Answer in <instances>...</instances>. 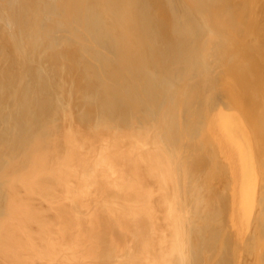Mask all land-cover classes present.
Listing matches in <instances>:
<instances>
[{
	"label": "bare ground",
	"instance_id": "1",
	"mask_svg": "<svg viewBox=\"0 0 264 264\" xmlns=\"http://www.w3.org/2000/svg\"><path fill=\"white\" fill-rule=\"evenodd\" d=\"M234 1L0 0L11 41L0 60V264H184V240L219 232L205 214L203 229L187 220L204 205L210 220L230 213L236 243H255L252 263L218 241L230 259L264 264V178L246 139L232 140L230 211L228 185L211 188L217 157L229 168L222 105L254 103L261 87L242 67L229 80V24L245 10ZM192 184L200 192L182 194Z\"/></svg>",
	"mask_w": 264,
	"mask_h": 264
},
{
	"label": "rangeland",
	"instance_id": "2",
	"mask_svg": "<svg viewBox=\"0 0 264 264\" xmlns=\"http://www.w3.org/2000/svg\"><path fill=\"white\" fill-rule=\"evenodd\" d=\"M229 1H230V3H231V1L233 2V0H229ZM239 1L242 3V5L245 8L244 13L239 14V16H238L234 12L235 11L234 8L233 7H229V15L234 13V14H236L238 16V18H240L238 23L235 22V21H232L229 24V37H228L229 38V80H230V78H233V76H235L237 74V73L234 74L235 71L232 72V70H236L237 68L240 69V67H242L244 71L241 72V73L248 72V75L245 76L247 78V81H249V83H251V84L252 83L255 84L256 82H261V87L257 90L258 91L257 93H259V95L256 97V100L254 101V103H252L251 101H247L246 105H242V104L239 105V104L235 103L234 99L236 97L232 96V95H229V102L224 103V104H227L229 106V108H226V107H224L221 104L222 108H223V112H225V114L227 115V118L229 117V134L231 135V139L229 140V168L227 166H225L224 161H223V166L221 168L219 166V163L222 165V161L217 157V161H215V170L213 171V172L217 173V175H216V178H215V184H213V186L211 185V188H214V185H216V187H221V185L223 183H226L228 185V187H229V211H230V209L233 208V204H234V201H235V199H234V187H237V183H238L239 177H240V163H239V159H238L236 150L234 148V145L232 144V140L246 139L245 146L252 150L253 157H254V159L257 162V165L255 164L257 175L259 174V178H260V176L263 175V178H264V157H263V154H264V134L261 132V129H260L261 128V123H264V0H262V1H260V0H236V1H234V3H240ZM259 2H261V3H259ZM241 3H240V5H241ZM248 8H249V10L246 11ZM257 20H258V22H257L258 24L256 23ZM1 25H2V22L0 23V30H1L0 31L1 32L0 33L1 34V36H0V38H1L0 39V60L2 59V57L4 56L5 53L6 54H5V57H3V59L6 58L7 52H9L8 49H11V47H10L11 41H10V39H7V37H8L7 31L4 32L3 29H1V27H2ZM249 44L252 46L251 48H249ZM2 51H5V52L3 53ZM245 51L247 52V54L249 56L243 54V52H245ZM1 55H2V57H1ZM7 58H6L7 60H10L9 58H11V55L9 57H7ZM6 59L1 60V61H3V63H4ZM7 60H6V62H8ZM1 61H0V65L2 64ZM4 65L5 64H2L0 66V68H2V66H4ZM249 69H251V70H249ZM49 80L53 81V83H55L54 78H50ZM230 93H233V92H230ZM70 100L72 102L71 98H70ZM216 101H218V100H216ZM215 111H216V108L213 110L212 114ZM61 114L63 115V112H60L58 114L59 118H63V116ZM251 115L254 118L253 120L248 118ZM230 121H232L233 123H231ZM247 140L249 142H247ZM177 141H178V139H177ZM180 142L181 141L179 140V142L177 144H180ZM173 150L175 151V148L171 149V151H173ZM175 168H178V167H175ZM180 168L183 169V166L181 165ZM175 170L178 171V169H175ZM175 173H176V171H175ZM193 173H195V172H193ZM193 177H192V180H191V177H188V175H185V178L184 177H180L181 178L180 180H182V181H180V180H177V181H180V183L181 182H185L186 183V180H187L188 183H194V181L196 183V178L195 177L193 178ZM197 179L199 181H201V178L200 179L197 178ZM190 186L186 185L183 188L181 187L182 194H187L186 192H189V191H191L189 193V194H191L192 191H196L195 190L196 188H194V189L192 188L193 186L196 187L195 185L192 184ZM201 188H202V186H201ZM201 188H199L198 190H200ZM198 192H200V191H198ZM263 203H264V201L262 203H260L259 208L261 207V209H262ZM219 204L220 203L215 204V205H217L216 206V210L220 209L219 206H221V205H219ZM196 207L193 208L192 206H190L189 208L191 209V212H193V211H195V213L198 212L197 215H199V216L195 217V219H193V216L190 215V217L187 216L188 219L186 217L185 220L187 219V220L198 221V220L201 219L200 221H198L199 226L201 225L202 222H203L202 223V226H203L204 222H207L206 220H208V222L209 221H211V222L213 221L210 224H212L214 228L216 227V229H217V226H220L219 227L220 229H219V232L218 231H214V229H213V231H211L209 234H204L205 237L204 236L200 237L199 235L194 236L195 239L196 238L198 239V243L194 242V241H193L194 242L193 243L191 241V240H194L193 238L191 240H187V241H190L192 243V245L191 244H187L186 240H184L183 243L186 244L187 246H185V249L183 247L182 251L179 254L181 260H184V264L185 263L186 264H206V263L207 264H218V263L222 264L223 262H227L226 260L223 261V259H225V258L226 259L228 258L229 260L227 259L228 262L227 263H223V264H238V262H240V259H241V263L240 264L243 263L242 262L243 260H244L243 264H245V261L248 260V259H244L245 257H247V258L249 257V260L252 263L257 261V260L256 261L253 260L254 258H256L254 256V255H256V253H255L256 248H255V245H254L255 243L253 244L254 247L251 244V242H250V244L248 246H245L247 244H244V247H242L243 246L242 244H239L238 241L236 243L235 242L236 240L234 241V239L236 237L234 235L235 237L233 239V234L235 233L233 231L234 227H235V224H234V220L232 222L231 218L229 217V215H228L229 212L226 214V212H225L226 210H224L223 215L222 214L216 215L215 219L213 218V220H210V219H208V218H210V215H208V217L205 216L207 214H210V212L208 211V208L205 207V205L203 207H200V208H198V207L196 208ZM204 211H205V213H204ZM191 214H194V212L191 213ZM203 215H204V218L206 220L204 218H201V217H203ZM196 219H198V220H196ZM202 219H204L205 221L204 220L202 221ZM195 221H192L191 223L193 224V223H195ZM188 222L189 221H187V223ZM196 225H195L194 229L195 228L196 229L197 228L198 229L202 228L201 226L199 228L198 225L196 227ZM211 226L209 225V228ZM256 226H257V222H256ZM167 228L165 230V233L167 232ZM203 228H205V226H203ZM205 230H207V229H205ZM193 232L192 231L190 233L188 232L190 234V237L194 234ZM214 232H216V234L218 233L217 234L218 237H217L216 234H212ZM215 235L218 238L217 239V244H216V242H214V239H213V238H215ZM187 236H185V237H187ZM202 237H204L205 239L202 238ZM210 237H212V238L210 239ZM199 239H200V241H199ZM208 239H209V241L212 240L211 241L212 243L211 242L210 243L207 242ZM226 239H228L230 242L233 241V242L236 243V245H234V244H232L233 242H231L230 244H232V246L230 244H228L229 249L230 248L232 249V250H229V251L230 252L233 251L232 253H234V254H235V252H237L236 254H238V252L240 251L239 253L244 258H239V257H242V256L238 255V259H236L237 258L236 257L237 255H236L235 256L236 258L234 260H236V261L238 260V262L233 261L232 258H234V255L232 256V253L230 254L229 252H227L228 250H226V251L221 250V249H226V247L225 248H221L219 246V244L221 245V242H219V244H218V241H222L223 240L222 242L223 243L225 242V244H224V246H225L227 241H228ZM201 240H202V244L199 245V243H201ZM215 241H216V238H215ZM229 241H228V243H229ZM204 242H207V243H204ZM223 243H222V245H223ZM193 244H196V245H193ZM204 244L205 245L208 244L209 246L205 247ZM214 244H215V246H213ZM189 245H191L190 249H188ZM202 245H204V246H202ZM224 246H222V247H224ZM204 247H205V249H204ZM199 248H201L202 251H200L201 249H199ZM213 248L215 249V252H214ZM217 248H218V250H217ZM234 248L236 250H239V251H236ZM207 249L209 250V252H207L208 251ZM227 249H228V247H227ZM186 251L191 252V255H189L190 253L186 252ZM193 251H195V252H193ZM218 251H219L220 254H221V251H222V253L223 252H227L230 256L228 254H226V253H223V254H225V255H227L229 257H224L222 255L221 258H220L221 262H219L220 259H218V258L220 256V254H218ZM182 252H184V255L186 253L187 254L189 253L187 255L188 256V259H187L188 263H187V260H186V258H185V256L183 255ZM200 252H202L203 254L200 253ZM216 252H217V255H216ZM213 253H214V256H213ZM243 253H244V255H243ZM204 254H206V255H204ZM246 254H247V256H246ZM193 255L194 256L196 255L195 257H192V262L193 263H189V259ZM249 255H251L252 257L249 256ZM203 256H204V259L207 260V262H205V260L203 261V259H201V258H203ZM209 257H211L212 259L211 258L209 259ZM222 257H224V258H222ZM230 257H232V258L230 259ZM213 260L214 261L217 260L218 262L214 263ZM201 262H203V263H201Z\"/></svg>",
	"mask_w": 264,
	"mask_h": 264
}]
</instances>
